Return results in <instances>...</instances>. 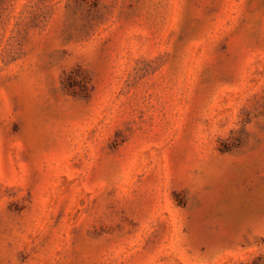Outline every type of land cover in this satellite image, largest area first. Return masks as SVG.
<instances>
[{"label": "rangeland", "instance_id": "1", "mask_svg": "<svg viewBox=\"0 0 264 264\" xmlns=\"http://www.w3.org/2000/svg\"><path fill=\"white\" fill-rule=\"evenodd\" d=\"M0 264H264V0H0Z\"/></svg>", "mask_w": 264, "mask_h": 264}]
</instances>
